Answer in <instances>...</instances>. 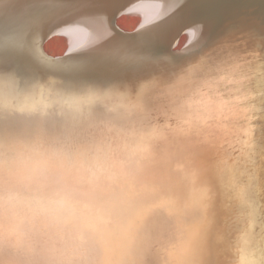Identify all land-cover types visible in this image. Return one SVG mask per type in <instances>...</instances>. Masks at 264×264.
I'll list each match as a JSON object with an SVG mask.
<instances>
[{
	"label": "bare ground",
	"instance_id": "bare-ground-1",
	"mask_svg": "<svg viewBox=\"0 0 264 264\" xmlns=\"http://www.w3.org/2000/svg\"><path fill=\"white\" fill-rule=\"evenodd\" d=\"M0 264H264V0H0Z\"/></svg>",
	"mask_w": 264,
	"mask_h": 264
},
{
	"label": "rangeland",
	"instance_id": "rangeland-1",
	"mask_svg": "<svg viewBox=\"0 0 264 264\" xmlns=\"http://www.w3.org/2000/svg\"><path fill=\"white\" fill-rule=\"evenodd\" d=\"M140 18L141 16L139 13H124L118 19L119 27L125 30L132 29L139 22ZM187 38L186 33H184V35H182L176 43V48L182 47L187 41ZM72 40V37L69 35L66 36V34L56 33V35H53V37L47 41L45 47L48 52L53 55L60 54L66 47H69L68 45H70Z\"/></svg>",
	"mask_w": 264,
	"mask_h": 264
},
{
	"label": "water",
	"instance_id": "water-1",
	"mask_svg": "<svg viewBox=\"0 0 264 264\" xmlns=\"http://www.w3.org/2000/svg\"><path fill=\"white\" fill-rule=\"evenodd\" d=\"M116 16H117V14L114 16V18H113V24H114V27L119 31V32H121V33H123V34H126V35H129V34H133V33H135V32H137V31H139L141 28H142V26L144 25V22H145V19H144V17H145V15L144 16H141V18H140V20H139V22L132 28V29H127V30H125V29H122V28H120L119 27V25L116 23ZM122 27V26H121ZM55 33H57V32H51V34L50 35H52V34H55ZM49 35V36H50ZM48 37V36H47ZM74 45H75V42L73 43V45L71 46V47H66L65 49H64V51H62L60 54H51L50 52H48V50H46V47H45V45H43V42H41L40 43V49H41V51L43 52V54L46 56V58H48V59H50L51 61H58V60H61V59H66V58H68L69 56H71L72 55V53H73V48H74ZM176 46V44L175 45H173L172 47H175ZM184 47H181V48H176V49H171V51L172 52H175V51H180V50H182Z\"/></svg>",
	"mask_w": 264,
	"mask_h": 264
},
{
	"label": "trees",
	"instance_id": "trees-1",
	"mask_svg": "<svg viewBox=\"0 0 264 264\" xmlns=\"http://www.w3.org/2000/svg\"><path fill=\"white\" fill-rule=\"evenodd\" d=\"M181 42V41H180ZM47 43V42H46ZM46 43H45V45H46Z\"/></svg>",
	"mask_w": 264,
	"mask_h": 264
}]
</instances>
